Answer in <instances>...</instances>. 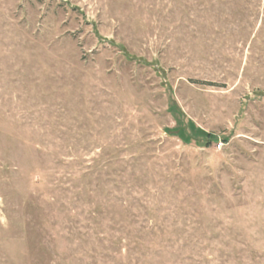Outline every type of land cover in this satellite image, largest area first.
<instances>
[{
  "label": "rangeland",
  "instance_id": "1",
  "mask_svg": "<svg viewBox=\"0 0 264 264\" xmlns=\"http://www.w3.org/2000/svg\"><path fill=\"white\" fill-rule=\"evenodd\" d=\"M0 264H264V0H0Z\"/></svg>",
  "mask_w": 264,
  "mask_h": 264
}]
</instances>
